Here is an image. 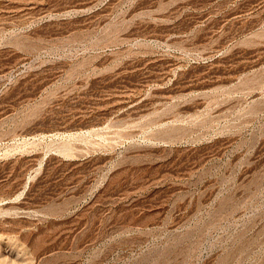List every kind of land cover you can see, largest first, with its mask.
Wrapping results in <instances>:
<instances>
[{"label": "rangeland", "instance_id": "rangeland-1", "mask_svg": "<svg viewBox=\"0 0 264 264\" xmlns=\"http://www.w3.org/2000/svg\"><path fill=\"white\" fill-rule=\"evenodd\" d=\"M0 264H264V0H0Z\"/></svg>", "mask_w": 264, "mask_h": 264}]
</instances>
